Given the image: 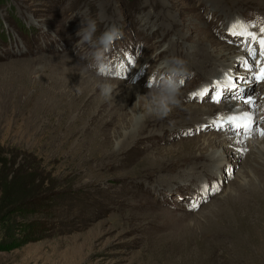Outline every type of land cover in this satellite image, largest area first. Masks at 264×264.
I'll list each match as a JSON object with an SVG mask.
<instances>
[{
  "label": "rangeland",
  "instance_id": "obj_1",
  "mask_svg": "<svg viewBox=\"0 0 264 264\" xmlns=\"http://www.w3.org/2000/svg\"><path fill=\"white\" fill-rule=\"evenodd\" d=\"M250 6L264 13V0H0V154L13 185L23 157L41 168L42 190L36 205L16 211L17 187L1 189L0 164V264H264V218L255 212L264 83L240 82L255 95L246 137L197 131L237 102L192 96L226 73L249 75L246 46L222 37L236 21L259 32ZM88 18L96 36L113 24L123 32L111 55L124 68L110 99L91 71L81 74L88 61L76 55V33ZM174 57L183 61L179 102L161 118L147 109L158 107L171 75L162 65L173 68ZM222 151L215 167L211 156ZM212 185L219 190L205 191Z\"/></svg>",
  "mask_w": 264,
  "mask_h": 264
},
{
  "label": "snow or ice",
  "instance_id": "obj_2",
  "mask_svg": "<svg viewBox=\"0 0 264 264\" xmlns=\"http://www.w3.org/2000/svg\"><path fill=\"white\" fill-rule=\"evenodd\" d=\"M255 27V24L236 21L229 26L226 36L222 37L230 44H235L238 41V46L245 45L253 63L244 61L241 65L245 72L249 73L247 77L239 74L229 75L226 73V82L221 83L220 80H218L210 87L192 94L193 98H198L201 102L207 98L209 102L216 105L225 101L229 103L233 101L237 102V106L233 108L229 115L220 116L218 114L209 125L201 126V129H197V131L202 130L203 127H214L217 131H223L227 128L237 136L246 137L253 130V125L256 124V120L253 118L251 110L255 108V95L253 93L245 96L243 94L244 89L240 88V82L243 81L250 89L255 85L264 83V64L261 63V59H264V25L260 26L258 33L250 31V29ZM229 37H231V39H229ZM257 45L259 46V56L261 59H257ZM128 63H134V60L129 57ZM257 66H259V71L255 70ZM122 67L124 66L122 65ZM241 102L246 106L248 109L247 111L240 110L238 105ZM257 130L260 132L261 136H264V129H259L257 127ZM192 134L194 133H185V135ZM218 190V187L215 185L205 188V191L214 192ZM191 207L193 209L198 208L199 202L193 203Z\"/></svg>",
  "mask_w": 264,
  "mask_h": 264
},
{
  "label": "clouds",
  "instance_id": "obj_3",
  "mask_svg": "<svg viewBox=\"0 0 264 264\" xmlns=\"http://www.w3.org/2000/svg\"><path fill=\"white\" fill-rule=\"evenodd\" d=\"M97 33V21L91 18L82 19L81 27L76 35L79 37L75 45L76 55L81 61H88L87 64H81V74L91 71L97 78V87L100 95L105 99H110L115 85L110 81L122 77L123 63L114 58L111 53L117 41L123 38V32L115 24L105 28L99 36ZM87 46L85 51L82 49ZM127 55V54H125ZM174 65L169 71L171 75L164 79L162 99L156 109L148 108L149 113L155 112L159 117L166 116L169 111V105L178 104L177 96L179 94L180 76L183 73V61L179 58H172ZM124 66V65H123ZM155 74V73H154ZM151 89L153 85L149 84Z\"/></svg>",
  "mask_w": 264,
  "mask_h": 264
},
{
  "label": "trees",
  "instance_id": "obj_4",
  "mask_svg": "<svg viewBox=\"0 0 264 264\" xmlns=\"http://www.w3.org/2000/svg\"><path fill=\"white\" fill-rule=\"evenodd\" d=\"M28 156V155H24ZM3 154H0V164L4 163L6 166L1 169L2 184L1 189L4 190L6 195L9 194L10 190L16 185L15 195L10 201V205L16 211H24L27 205H36V202L40 200L41 193L40 185L35 184V170H41V168H35L27 161L25 157L22 158L23 163L16 170V175L18 177L17 181L15 179V184L13 181L8 180L9 170L7 164L9 163L8 158H3ZM14 180V179H13ZM18 180L22 183H19Z\"/></svg>",
  "mask_w": 264,
  "mask_h": 264
},
{
  "label": "bare ground",
  "instance_id": "obj_5",
  "mask_svg": "<svg viewBox=\"0 0 264 264\" xmlns=\"http://www.w3.org/2000/svg\"><path fill=\"white\" fill-rule=\"evenodd\" d=\"M252 5H253V3H252ZM253 8H254V10H252ZM259 8L260 7H253V6L246 7L245 8V14L254 12V17L257 20H261L260 22H262V24H260V26H262V25H264V13L262 11L261 12L258 11ZM260 26H259V28H260ZM215 50H217V49H215ZM215 56L217 58V56H219V55H215ZM162 66H163L162 69L164 68V69H169L170 70V64L166 63L165 65H162ZM169 70H167V71L169 72ZM222 154H223V151H222V153L221 152H216V153L212 154L211 158L214 160L213 161V165L215 167H219L221 165L219 161L222 159V156H223ZM243 183H244V181H243ZM244 186H245L244 184L240 185L242 193L244 192V190H243ZM261 196H262L261 198L263 199V201L260 200L259 207L255 208L256 209L255 212H258L259 214L263 215L262 218L259 217V220H263V218H264V191L261 193Z\"/></svg>",
  "mask_w": 264,
  "mask_h": 264
}]
</instances>
